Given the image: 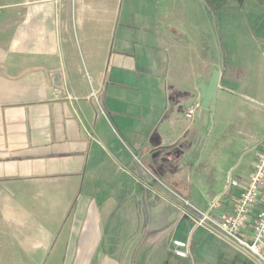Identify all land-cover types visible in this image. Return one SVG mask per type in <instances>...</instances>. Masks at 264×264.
Returning <instances> with one entry per match:
<instances>
[{
    "label": "crops",
    "instance_id": "1",
    "mask_svg": "<svg viewBox=\"0 0 264 264\" xmlns=\"http://www.w3.org/2000/svg\"><path fill=\"white\" fill-rule=\"evenodd\" d=\"M263 144L264 0H0V264H254L172 195L231 215Z\"/></svg>",
    "mask_w": 264,
    "mask_h": 264
},
{
    "label": "built area",
    "instance_id": "2",
    "mask_svg": "<svg viewBox=\"0 0 264 264\" xmlns=\"http://www.w3.org/2000/svg\"><path fill=\"white\" fill-rule=\"evenodd\" d=\"M90 97L98 103L96 92L92 91ZM199 109L201 103L195 102L188 108L185 117L192 118ZM231 189L239 191L231 215H213V211L220 204V198L209 202L205 210L180 198L184 204V208L180 210L187 216L194 229L200 228L214 235L254 264H264V144L246 182H238L230 177L226 180L224 192L228 193ZM254 209H257L256 216L253 223L248 225V218ZM171 247L177 257L188 256L187 243L174 240Z\"/></svg>",
    "mask_w": 264,
    "mask_h": 264
},
{
    "label": "rangeland",
    "instance_id": "3",
    "mask_svg": "<svg viewBox=\"0 0 264 264\" xmlns=\"http://www.w3.org/2000/svg\"><path fill=\"white\" fill-rule=\"evenodd\" d=\"M208 46H209L208 51H213V47L211 45H208ZM254 57H256V56H253V58ZM258 65H259L258 73L261 74L263 64L260 61ZM234 89H238V88H234ZM256 89H257L256 86L247 87V92L251 93ZM258 110H262L259 105H256L254 103H249L248 101H247V106L243 105L242 110H240V118L237 120L238 123L236 124L235 131H239V132L247 135V136H245L247 138V146L252 144V137H251L250 133L252 131H257L259 126H260L261 117H260V114L258 113L259 112ZM210 129H212V126H210ZM210 129L208 128L207 130H210ZM219 129H220V126L217 125L215 127L214 135L212 136V139H211L212 141L216 139V133ZM208 133L203 138L204 143H207L209 140ZM225 137H227V135ZM222 143H225V142H222ZM202 165H204V163H202ZM172 197H173V200L175 202V204H173V206L176 209L184 208V204H183L182 200L180 199V198H182L181 196L175 197L174 195H172ZM185 209H187V208H185ZM176 216H179L181 218H183L182 216L185 217L184 213L180 210H178Z\"/></svg>",
    "mask_w": 264,
    "mask_h": 264
},
{
    "label": "water",
    "instance_id": "4",
    "mask_svg": "<svg viewBox=\"0 0 264 264\" xmlns=\"http://www.w3.org/2000/svg\"><path fill=\"white\" fill-rule=\"evenodd\" d=\"M219 72L214 71L208 82H202L198 80L199 87L198 90L201 92V108L209 109L211 101L213 99L214 93L218 86ZM157 156V154H156Z\"/></svg>",
    "mask_w": 264,
    "mask_h": 264
}]
</instances>
